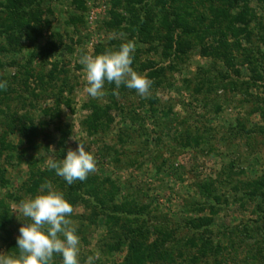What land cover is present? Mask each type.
<instances>
[{"label": "rangeland", "instance_id": "rangeland-1", "mask_svg": "<svg viewBox=\"0 0 264 264\" xmlns=\"http://www.w3.org/2000/svg\"><path fill=\"white\" fill-rule=\"evenodd\" d=\"M12 2L0 0V254H19V228L30 221L17 206L50 182L73 206L79 264L89 256L92 264H134L131 243L145 250L144 264H264V198L247 196L264 177V79L253 72L256 59L264 69V0L250 2L257 17L249 32L234 22L237 9L215 16L223 2L192 0L197 11L186 16L183 0L176 10L194 30L173 35L157 0H81L80 8L37 0L19 11L22 20ZM133 12L147 22L143 35L132 30ZM34 13L42 35L32 44L24 31ZM127 41L135 43L133 69L152 81L150 95L106 82L105 95L92 98L80 58ZM96 111L105 112L99 122ZM91 123L99 126L92 136ZM79 142L97 161L102 194H111L98 216L84 181L69 185L47 167ZM121 205L130 218L141 215V238L116 228ZM196 219L211 225L195 232ZM200 239L213 250L205 253ZM170 245L174 262L159 258Z\"/></svg>", "mask_w": 264, "mask_h": 264}, {"label": "clouds", "instance_id": "clouds-1", "mask_svg": "<svg viewBox=\"0 0 264 264\" xmlns=\"http://www.w3.org/2000/svg\"><path fill=\"white\" fill-rule=\"evenodd\" d=\"M120 35L125 36L123 33ZM134 52V41H127L118 49H107L97 55L84 54L79 63L83 66L87 82L85 91L89 96L102 98L107 82L114 83L117 89L124 85L147 98L152 81L133 69ZM0 89H7V81L0 82ZM47 167L71 185L76 181H86L89 174L95 173L97 161L79 142L77 149H69L65 158L49 159ZM40 189L34 198L22 200L17 206L19 213L30 222L19 228V254H0V264H52L54 255L62 257V264H79L80 239L76 235L74 221L69 218L73 206L50 182L42 184ZM93 259L89 256L87 264H92Z\"/></svg>", "mask_w": 264, "mask_h": 264}, {"label": "trees", "instance_id": "trees-1", "mask_svg": "<svg viewBox=\"0 0 264 264\" xmlns=\"http://www.w3.org/2000/svg\"><path fill=\"white\" fill-rule=\"evenodd\" d=\"M74 1L79 8L82 6L81 0H74ZM182 1L183 0H169V1L157 0L158 4L160 6H162V8L163 7L166 8V10L168 12L166 15V21L169 22V30H170V33L172 35H173V33L176 34L177 31L182 32V34H190L194 30V27L188 22V20L186 18H183V14L178 13L176 10L177 7H175V5L177 3H181ZM186 1L189 3V5L186 9V16H192V13L194 14V12H196L197 10L192 7V5H193L191 2L192 0H186ZM215 1H218L220 3L223 2L224 4H226V7H224V8H217V9L215 7L212 8V10L216 13L215 16H218L221 14H223L225 16H229V15H231L230 10L237 9L238 12L232 15L234 22L237 23L238 25L243 26L242 32H249V27L251 26L252 21L257 17L255 9L250 7L251 0H215ZM36 2H37V0H13V2H12L13 5L17 4V9H16L17 13H14V15H16V17L19 18V20H22L23 17H21L20 12H23L24 9L26 10L27 7L30 8ZM170 2H172V3H170ZM167 5H169L168 8H167ZM188 9L192 10L191 11L192 13L187 12ZM149 12L151 13V11H149ZM38 15H39L38 13H34V15H32V17L28 19L30 21H35L34 25H29L27 23L25 25L24 34H25L26 38L32 44L37 43L39 40V37L42 35V30L39 28ZM132 15L134 18L132 30H135L136 32H138L141 35L145 34L148 31L147 22L143 21L141 19V15H139V17H138L136 12H133ZM39 17H40V15H39ZM201 18H202V16H201ZM18 40H20V38H18ZM181 46H183V45L179 46V50H181L180 49ZM41 53L43 54V50L41 51ZM258 64L259 63L256 59L253 63V65L256 66V69L254 67L253 72H254V74L259 76L257 79L261 80V79H264V77H263L264 69L262 68L261 64H259V65ZM257 65H258V67H257ZM261 72H262V75H261ZM104 114H105L104 111H100V112L96 111V115H95L96 120L95 121L99 122L101 119H103ZM88 126L89 127L87 130L91 136L94 134H97L99 132V131H97L98 127H99L97 124L91 123ZM27 131H29V129H27L26 132ZM104 184H105V182L99 181L98 176H96L94 174H89L86 181H84L82 183V185H84V187H85V192L88 195V197L90 199H94L96 201V203L101 205L100 210L98 212H96V216H98V214L103 210L102 208H105V206H106L105 203L107 200V194H109L111 197L110 193L102 194L101 185H104ZM77 190H78V188L73 187L72 196H74L75 198L78 197V191ZM68 195L69 194H67V196ZM72 196H70V197L72 198ZM247 196H250V197L251 196L252 197H254V196L259 197L260 196L261 198H264V177L258 178L254 185H250L249 193L247 194ZM115 208H116V211H114V212H119L121 214V215H118L117 217H114L115 222L117 224L116 228L120 229L122 227L123 229L124 228L126 229V231H124V236H125L124 238L125 239H131L132 237H140L141 238L143 236V232L145 230L143 225H141V226L139 225L141 215H140V218L135 217V216L133 218H130V216L132 214L125 213L128 210L127 205H125L124 207H123V205H121V206H117ZM128 215H129V217H128ZM112 218L113 217H110V223L113 224V221H111V220H113ZM0 220H2V219H0ZM127 222L129 224L125 225V223H127ZM210 222H211V220H207V219L206 220H198V221L196 219V221L192 222L190 224V226H191V229L194 230L195 232H200L203 230L204 227L210 226L211 225ZM116 231L117 230H114V232H116ZM167 238L168 239H167L166 244L170 242L172 236L169 235ZM200 242H201L200 245L198 246V244H197V246L203 248V251L205 253H208V252L213 250L214 247L211 244H209L208 242H206L202 239H200ZM137 244L138 243H131L127 261L129 263L132 262L134 264H144L145 262H143V261L146 260V258H147V256L145 255V250H142L141 246L137 245ZM163 245H165V244H163ZM152 246L154 248L150 247V249H152V252L154 253L156 251L155 245H152ZM174 248H175L174 245H170V249H167L165 251L160 252L159 258L162 260H164V259L166 260L167 258L172 257V261L174 262V257H173V255L175 253ZM257 252H258V256H261L262 247L259 248L257 250Z\"/></svg>", "mask_w": 264, "mask_h": 264}]
</instances>
